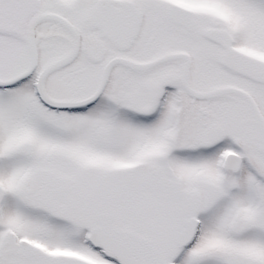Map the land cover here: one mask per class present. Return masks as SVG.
Here are the masks:
<instances>
[{
  "label": "snow or ice",
  "instance_id": "snow-or-ice-1",
  "mask_svg": "<svg viewBox=\"0 0 264 264\" xmlns=\"http://www.w3.org/2000/svg\"><path fill=\"white\" fill-rule=\"evenodd\" d=\"M0 264H264V0H0Z\"/></svg>",
  "mask_w": 264,
  "mask_h": 264
}]
</instances>
